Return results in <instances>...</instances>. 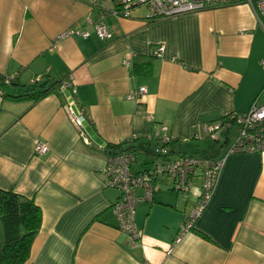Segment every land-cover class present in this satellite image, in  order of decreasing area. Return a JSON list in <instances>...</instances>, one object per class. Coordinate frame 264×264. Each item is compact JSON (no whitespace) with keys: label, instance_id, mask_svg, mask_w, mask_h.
Returning <instances> with one entry per match:
<instances>
[{"label":"crops","instance_id":"0c3cea01","mask_svg":"<svg viewBox=\"0 0 264 264\" xmlns=\"http://www.w3.org/2000/svg\"><path fill=\"white\" fill-rule=\"evenodd\" d=\"M114 8L115 0H0V74H16L10 85L0 83V189L41 210L25 264H264V152H228L233 125L204 130L254 100L264 104V28L246 3L153 20L140 7L127 17ZM100 15L110 39L85 21ZM76 27L90 35L56 39ZM158 45L163 56L152 57ZM37 78L71 86L36 101L9 97ZM141 86L144 93L127 98ZM70 110L84 115L81 128ZM158 125L175 138L171 157L224 161L194 230L173 246L201 178L188 192L158 178L152 199L136 206L141 246L131 248L112 211L119 192L105 185L106 148L133 146L132 171L147 170L156 144L148 137ZM38 142L46 153L35 152Z\"/></svg>","mask_w":264,"mask_h":264},{"label":"built area","instance_id":"2783aa9c","mask_svg":"<svg viewBox=\"0 0 264 264\" xmlns=\"http://www.w3.org/2000/svg\"><path fill=\"white\" fill-rule=\"evenodd\" d=\"M115 14L122 17L129 16V12L134 7H142L145 18L153 20L162 17H172L180 14L214 9L240 3H246L251 8L258 23L264 28V0H115ZM87 24L92 25L96 36L101 40L110 39L112 34L107 29L100 15L97 20L92 21L88 16L85 18ZM71 35L86 38L90 32L84 28H68L61 31L56 39H62ZM164 45H158L149 54L154 57H162ZM124 64H129V60H124ZM264 65V60L261 61ZM14 75H1L0 83L9 85ZM39 80L35 79L33 82ZM60 86H71L68 79L61 82ZM72 94L75 93L73 89ZM145 92V87L141 86L131 92L127 98L138 97ZM0 87V100L2 99ZM69 118L73 125L81 128L84 115L77 114L73 110L69 111ZM233 125L237 128L236 135L229 145L228 152H264V104L254 100L248 110L244 112H231L225 117L224 123L215 121L206 124L204 130L213 133L223 125ZM149 140L155 141L151 152L154 160L150 168L142 172H133L132 163L135 155L132 151L107 152L105 154V164L103 175L105 185L116 189L119 192L118 199L112 205V211L117 220V228L127 235V241L131 248L141 246V233L135 224V209L139 201L151 200L156 189L157 180L166 177L170 180V188L176 192H188L191 188V181L194 176L201 178V187L194 206L188 216L179 227L177 236L172 242V246L178 243L181 236L194 227L196 219L203 212L210 199L215 183L217 181L224 158L199 157L196 155H176L170 156L169 144L173 139L168 132V127L158 125ZM131 140H137L132 136ZM35 152L44 154L48 147L38 142L34 146ZM142 193L139 194L138 191ZM172 246L166 251L168 253Z\"/></svg>","mask_w":264,"mask_h":264},{"label":"trees","instance_id":"16d2710c","mask_svg":"<svg viewBox=\"0 0 264 264\" xmlns=\"http://www.w3.org/2000/svg\"><path fill=\"white\" fill-rule=\"evenodd\" d=\"M62 81L48 78L39 79L26 87L23 93L9 95V97L15 101L25 99L36 101L49 94L55 87L60 86ZM5 96L2 92V99ZM125 145V142L108 144L106 152L132 150L133 146ZM40 225L41 210L32 199L16 193L12 189H0V264H25ZM191 230H194V227ZM195 231L200 237L210 241L207 235Z\"/></svg>","mask_w":264,"mask_h":264},{"label":"rangeland","instance_id":"374dc122","mask_svg":"<svg viewBox=\"0 0 264 264\" xmlns=\"http://www.w3.org/2000/svg\"><path fill=\"white\" fill-rule=\"evenodd\" d=\"M140 8H142V7H140ZM142 9H143V8H142ZM142 158H143V157H142L141 154H137V159H138V161L141 160ZM194 182H195V184H197V180H195ZM0 240H1V238H0Z\"/></svg>","mask_w":264,"mask_h":264}]
</instances>
